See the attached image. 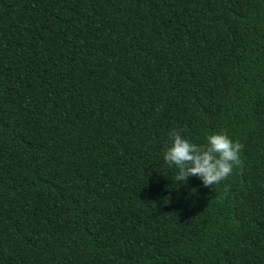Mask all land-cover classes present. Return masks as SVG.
Here are the masks:
<instances>
[{"label":"trees","instance_id":"16d2710c","mask_svg":"<svg viewBox=\"0 0 264 264\" xmlns=\"http://www.w3.org/2000/svg\"><path fill=\"white\" fill-rule=\"evenodd\" d=\"M0 264H264V0H0Z\"/></svg>","mask_w":264,"mask_h":264},{"label":"clouds","instance_id":"9594fccd","mask_svg":"<svg viewBox=\"0 0 264 264\" xmlns=\"http://www.w3.org/2000/svg\"><path fill=\"white\" fill-rule=\"evenodd\" d=\"M171 144L163 152V160L178 172L174 177L177 182H186L190 176L197 177L203 187L213 190L233 173L234 168L242 164L240 158L243 145L232 141L224 132L205 137L206 142L197 145L182 137L180 131L169 133ZM224 187V192H228Z\"/></svg>","mask_w":264,"mask_h":264}]
</instances>
